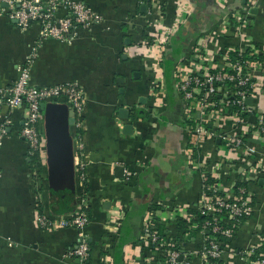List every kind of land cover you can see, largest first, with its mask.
<instances>
[{"label": "crops", "instance_id": "obj_1", "mask_svg": "<svg viewBox=\"0 0 264 264\" xmlns=\"http://www.w3.org/2000/svg\"><path fill=\"white\" fill-rule=\"evenodd\" d=\"M83 1L103 20L78 28L67 41H39L36 24L21 29L0 16V92L13 82L30 47L37 44L30 83L78 82L84 94L80 127H69L74 196L58 211L48 198L46 149L44 157L31 155L20 136L25 109L0 107V123L9 121L0 147V264H80L67 255L79 230L44 229L35 221L36 209L67 215L75 211L79 198L90 215L83 229L90 244L86 264H138L140 255L153 264H167L142 242L145 214L155 211L161 232L173 235L178 218L173 222L170 216L183 217L196 207L206 173L225 195L234 194V186L245 181L251 186L253 211L227 238L220 264H252L241 253L261 242L264 181L254 183L253 172L242 170L246 164L240 155L218 137L191 140L188 128L194 122L175 76L197 70L203 55L212 60L209 65L222 68L230 51L264 43V0ZM155 33L168 34L163 44H153ZM258 94L264 97V90ZM258 94L251 103L256 115L264 113ZM44 103L70 110L62 99ZM122 107L129 111L127 119L118 114ZM40 111L46 145L45 114ZM193 115L201 117L198 107ZM205 118L216 130L229 124L224 113L220 120L207 111ZM126 124L132 125L131 132L123 129ZM190 141L196 144L195 153L188 150ZM77 164H83V180ZM177 241L179 264H204L194 250L203 243L199 232L191 230Z\"/></svg>", "mask_w": 264, "mask_h": 264}, {"label": "built area", "instance_id": "obj_2", "mask_svg": "<svg viewBox=\"0 0 264 264\" xmlns=\"http://www.w3.org/2000/svg\"><path fill=\"white\" fill-rule=\"evenodd\" d=\"M59 11L64 13L60 14ZM1 15L14 21L21 29L36 24L39 27V41L47 38L67 41L74 37L78 28H87L103 20L102 15L83 0H0ZM167 36V33L163 36L155 33L153 44H163ZM162 37L164 39L160 40ZM36 46L37 44H33L30 47V53L17 69L16 78L0 92V107L7 105L9 108L25 109L26 115L22 121L20 136L28 144L31 155L41 154L44 157L46 145L41 126L40 104L62 99L73 111L74 128H79L84 109V94L78 82L49 86L31 84L30 64ZM231 52L235 53L234 59L229 56ZM259 54L262 55L260 59L257 58ZM206 55L200 59L203 63L197 70L177 72L175 76L177 89L186 103L189 119L194 122L192 127L188 128L191 140L218 137L225 147L240 155L242 164H246L242 170L253 172L254 183L260 178L264 181V113L256 115L251 108L252 99L258 90H264V43H260L259 47L250 46L230 51L222 68L209 65L212 60ZM248 98L250 103L247 102ZM196 107L200 109L201 117H194L193 111ZM206 110L208 114L210 112L214 118L219 119L224 113L229 124L221 126L218 130L209 127L207 119H204ZM8 122L6 119L0 123V147ZM194 149L196 144L190 141L188 150L194 153ZM77 165L78 177L83 180V164ZM208 176L212 178L210 174H205L202 199L194 208L201 215L207 216L200 224H189L192 215L187 212L181 218L186 220L188 226L177 236H167L158 228L161 219L156 216V212L152 210L145 214L142 242L167 264H179L181 253L177 239L181 243L180 238L182 240L191 230L203 236V243L198 251L203 263L220 264L225 249L222 239L232 236L240 223L253 211L251 186H248V181L236 186L234 194L225 195L218 181L212 178V181L207 183ZM177 218L172 214L169 219L176 222ZM35 221L38 227L44 229L71 227L79 230L76 243L67 255L70 258H78L80 264L87 263L90 244L83 235V229L90 222V215L87 204L82 199L79 198L75 211L67 215L46 214L38 208ZM241 256L252 264H264V232L260 244L242 251ZM138 259L142 261L138 264H153L148 256L140 255ZM131 264H137L136 260H132Z\"/></svg>", "mask_w": 264, "mask_h": 264}, {"label": "water", "instance_id": "obj_3", "mask_svg": "<svg viewBox=\"0 0 264 264\" xmlns=\"http://www.w3.org/2000/svg\"><path fill=\"white\" fill-rule=\"evenodd\" d=\"M247 102L250 103V98ZM40 109L45 114L48 198L53 206H62L74 196L73 153L69 135V127L74 124L73 111L63 112L60 104L43 102ZM118 114L123 119L129 117V111L124 107L118 110ZM123 129L131 132L132 125L126 124ZM76 261L79 263L78 258Z\"/></svg>", "mask_w": 264, "mask_h": 264}, {"label": "trees", "instance_id": "obj_4", "mask_svg": "<svg viewBox=\"0 0 264 264\" xmlns=\"http://www.w3.org/2000/svg\"><path fill=\"white\" fill-rule=\"evenodd\" d=\"M229 56H230L231 59H234V57H235V53L231 52V53L229 54ZM261 57H262L261 54H259V55L257 56L258 59H260ZM134 116H135V112H134ZM194 153H195V149H194ZM211 181H212V178H210V177L208 176V182H207V183H209V182H211ZM239 185H241V184H237L236 186H239ZM236 186H235V188H236ZM67 202H69V201H66V202L64 203L65 206H58V205H55V206H52V208H53L54 211L64 210V209H66L67 206H68V205H67ZM149 209H155V206H154V207H153V206H152V207L149 206ZM188 213L192 215L191 220L188 222L189 224H190V223H191V224L196 223V224L198 225V224H200L201 222H203V220L207 219V216H205V215H201V214H200L197 210H195V209H189V210H188ZM177 222H178V223H177V228H181V229H182V228L188 226L187 223H186V220L182 219L181 217H178V221H177ZM222 240L224 241L225 244H228V242H229V239H227V238H223Z\"/></svg>", "mask_w": 264, "mask_h": 264}, {"label": "rangeland", "instance_id": "obj_5", "mask_svg": "<svg viewBox=\"0 0 264 264\" xmlns=\"http://www.w3.org/2000/svg\"><path fill=\"white\" fill-rule=\"evenodd\" d=\"M257 94H258V92H257ZM260 94H258V96H259ZM257 96V97H258ZM259 100H260V103H262V101H264V97L263 96H259ZM249 163H250V161H249ZM247 219V218H246ZM243 221H245V219L243 220ZM242 221V222H243ZM242 222L240 223V225L242 224ZM239 225V226H240ZM158 228H160L159 226H158ZM183 229V228H182ZM182 229L181 228H173V235H175V236H177L179 233H182ZM238 229V228H237ZM237 229H235V232L233 233V235L232 236H234L235 235V233H236V230ZM232 236H230V237H232ZM228 245L227 244H225V247H227ZM200 249V247L198 248V247H195L194 248V250L197 252L198 250Z\"/></svg>", "mask_w": 264, "mask_h": 264}]
</instances>
